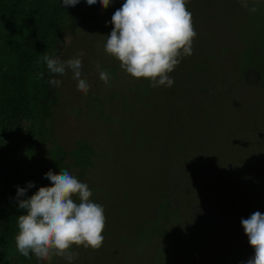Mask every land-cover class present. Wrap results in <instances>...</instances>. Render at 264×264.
<instances>
[{
	"label": "rangeland",
	"instance_id": "1",
	"mask_svg": "<svg viewBox=\"0 0 264 264\" xmlns=\"http://www.w3.org/2000/svg\"><path fill=\"white\" fill-rule=\"evenodd\" d=\"M61 3L0 0V109L27 87L28 101L15 111L23 114L24 133L37 131L36 88L34 78L21 83L19 54L45 43L46 17ZM122 3L79 5L58 57L80 58L90 88L80 93L71 71L55 76L61 84L52 86L42 117L50 138L42 162L54 174L59 162L86 183L106 217L103 246H74L72 264H246L252 248L244 261L235 259L248 242L238 234L241 220L264 214V0L255 12L240 0H186L197 36L193 54L169 74L171 87L135 80L105 53ZM76 153L99 160L108 154V164L79 177L71 172ZM32 260L27 264H68Z\"/></svg>",
	"mask_w": 264,
	"mask_h": 264
},
{
	"label": "clouds",
	"instance_id": "2",
	"mask_svg": "<svg viewBox=\"0 0 264 264\" xmlns=\"http://www.w3.org/2000/svg\"><path fill=\"white\" fill-rule=\"evenodd\" d=\"M88 6L100 4L107 9L113 0H85ZM261 0H240L242 7L255 12ZM80 0H62L65 7L75 6ZM110 23L112 31L104 45L106 54L119 62L120 68L135 80L143 78L150 86L171 87L170 77L183 57L193 54V41L197 36L192 14L186 0H123L114 12ZM83 56V52L78 54ZM52 74L47 83L59 87L57 75L71 71L77 90L87 94L90 88L82 78V61L72 58L62 61L57 55L45 54L41 58ZM97 69L100 65L97 64ZM43 78V73H40ZM99 78L108 84L110 76L104 70ZM50 187H40L29 197L26 191L35 187L29 182L26 188L17 187L18 208L25 214L17 217L18 232L15 236L16 251L38 261L63 258L72 264L77 258L75 247L98 251L104 242L102 235L106 217L102 205L95 203L86 183L67 170L54 174L45 173ZM241 227L253 249V256L246 264H264V214L256 211L241 220Z\"/></svg>",
	"mask_w": 264,
	"mask_h": 264
},
{
	"label": "trees",
	"instance_id": "3",
	"mask_svg": "<svg viewBox=\"0 0 264 264\" xmlns=\"http://www.w3.org/2000/svg\"><path fill=\"white\" fill-rule=\"evenodd\" d=\"M5 1L8 2L10 0ZM83 2L85 0H80L77 5L68 7L63 6L61 3L51 15L46 17L45 28L42 31L45 43L43 42L44 44L41 45L38 51L35 50L36 47L33 48L34 46H29L30 44H28L26 53L19 54L21 65L19 69L21 75L19 77L21 83L24 80L27 82L28 79L30 81L32 78L35 79V124L37 131L35 130V132L32 131L31 133L22 132L24 130L22 125L24 124L22 123L23 114L15 113L20 102L25 103L28 101L27 87L21 99H16V96H14L11 100L8 97L10 100L8 109H0V264H27L28 261H33L32 258L26 259L22 255L14 259L12 248L15 245V234L18 232H15L17 217L25 214L23 210L18 208V199L31 196L40 187L50 186L49 180L44 177L49 170V162L46 164L42 162V158L48 150L50 138L46 136L42 117H45V109L50 107L48 101H50V97L55 91L50 94L53 87L47 81L52 74L47 71L46 64L41 58L45 54L61 55L62 51H64L60 50L63 38L68 32H71L72 19L79 11V5H82L81 3ZM28 64L32 65V68L30 76L26 77L25 68ZM36 66L37 69L35 68ZM40 73H43V78H40ZM62 83H64L63 79ZM25 85L22 84L16 88L24 89L23 86ZM20 108L26 109V106ZM22 112L26 113L25 111ZM117 114L119 115V112ZM54 157L55 160H52L53 164L57 161L56 157H60L59 152ZM107 160L108 154L105 159L99 160L93 154L76 153L70 157L71 172L82 177V174H91L90 170L95 168L96 163H100L101 167L105 168L108 164ZM20 161L21 165H18ZM56 166L58 168H54V171L63 168L59 162H56ZM29 182L34 183L35 187L27 189L26 197L18 198L17 187L26 188ZM159 225L161 226V224ZM243 232V228L239 227L238 234L243 235ZM249 249L251 247L248 242L243 248L240 245L239 249H235V253H239L235 259L244 261L245 258L242 260V254L244 252L247 254Z\"/></svg>",
	"mask_w": 264,
	"mask_h": 264
}]
</instances>
